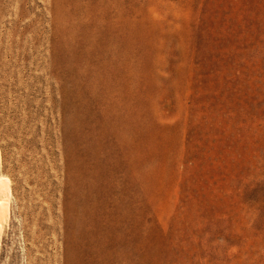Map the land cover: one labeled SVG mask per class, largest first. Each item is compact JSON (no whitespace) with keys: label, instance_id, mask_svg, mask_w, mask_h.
<instances>
[{"label":"rangeland","instance_id":"1","mask_svg":"<svg viewBox=\"0 0 264 264\" xmlns=\"http://www.w3.org/2000/svg\"><path fill=\"white\" fill-rule=\"evenodd\" d=\"M0 156V264H264V0H0Z\"/></svg>","mask_w":264,"mask_h":264},{"label":"bare ground","instance_id":"2","mask_svg":"<svg viewBox=\"0 0 264 264\" xmlns=\"http://www.w3.org/2000/svg\"><path fill=\"white\" fill-rule=\"evenodd\" d=\"M1 165L2 161L0 156V167H2ZM12 200L13 189L9 184L7 177L0 174V240L1 237L3 238V233H5L4 231L6 229L4 230V228L11 220Z\"/></svg>","mask_w":264,"mask_h":264}]
</instances>
